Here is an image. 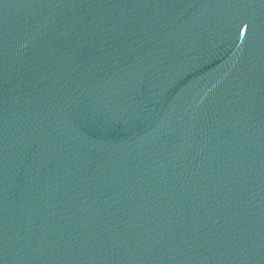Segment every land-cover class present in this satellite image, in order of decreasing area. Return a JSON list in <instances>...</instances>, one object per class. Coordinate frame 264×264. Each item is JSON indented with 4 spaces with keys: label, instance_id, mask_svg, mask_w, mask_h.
Returning <instances> with one entry per match:
<instances>
[{
    "label": "water",
    "instance_id": "1",
    "mask_svg": "<svg viewBox=\"0 0 264 264\" xmlns=\"http://www.w3.org/2000/svg\"><path fill=\"white\" fill-rule=\"evenodd\" d=\"M0 264H264V0H0Z\"/></svg>",
    "mask_w": 264,
    "mask_h": 264
}]
</instances>
